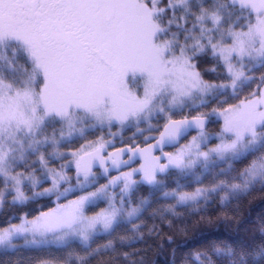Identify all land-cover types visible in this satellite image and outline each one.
<instances>
[{
	"label": "snow or ice",
	"instance_id": "6c2138e0",
	"mask_svg": "<svg viewBox=\"0 0 264 264\" xmlns=\"http://www.w3.org/2000/svg\"><path fill=\"white\" fill-rule=\"evenodd\" d=\"M262 260L264 0H0V264Z\"/></svg>",
	"mask_w": 264,
	"mask_h": 264
},
{
	"label": "trees",
	"instance_id": "16d2710c",
	"mask_svg": "<svg viewBox=\"0 0 264 264\" xmlns=\"http://www.w3.org/2000/svg\"><path fill=\"white\" fill-rule=\"evenodd\" d=\"M161 262H162V258H161ZM249 264H252V262L250 261ZM258 264H264V260H262L261 262H258Z\"/></svg>",
	"mask_w": 264,
	"mask_h": 264
}]
</instances>
